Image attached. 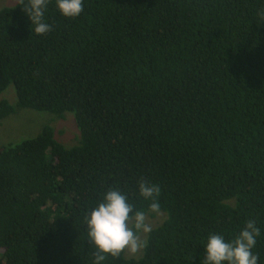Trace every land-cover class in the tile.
Instances as JSON below:
<instances>
[{
	"label": "trees",
	"instance_id": "1",
	"mask_svg": "<svg viewBox=\"0 0 264 264\" xmlns=\"http://www.w3.org/2000/svg\"><path fill=\"white\" fill-rule=\"evenodd\" d=\"M46 21L0 8V119L69 113L78 139L45 124L0 148V264H93L85 216L116 187L147 212L141 179L165 218L103 264H204L248 219L264 264V0H84L74 18L50 0Z\"/></svg>",
	"mask_w": 264,
	"mask_h": 264
},
{
	"label": "clouds",
	"instance_id": "2",
	"mask_svg": "<svg viewBox=\"0 0 264 264\" xmlns=\"http://www.w3.org/2000/svg\"><path fill=\"white\" fill-rule=\"evenodd\" d=\"M50 0H21V5L30 20L31 32L44 35L51 30L46 21ZM55 6L65 17H78L84 7V0H55ZM139 195L149 201L147 212L135 210L127 193L119 187L110 188L102 194L100 201L91 207L85 216L87 240L94 246L93 264H103L108 255L117 257L128 250L132 253L147 246V240L140 233H151L148 214L160 213V187L141 179L138 181ZM261 235L253 219L231 240L220 233L210 234L204 247V264H259V256L252 250Z\"/></svg>",
	"mask_w": 264,
	"mask_h": 264
},
{
	"label": "rangeland",
	"instance_id": "3",
	"mask_svg": "<svg viewBox=\"0 0 264 264\" xmlns=\"http://www.w3.org/2000/svg\"><path fill=\"white\" fill-rule=\"evenodd\" d=\"M16 0H0V8L5 5H11ZM1 98H6L12 104L15 103L16 96L13 85H9L1 95ZM49 124L53 127L55 137L61 142L70 145L74 144L78 139V130L69 113L64 116H58L46 111H38L32 108H20L14 113L0 119V148L14 144L24 138L36 135L43 125ZM165 218V214L160 212L157 214H148V222L152 227L158 225ZM147 233H140L141 239H145ZM141 250L132 253L126 250L127 257H137Z\"/></svg>",
	"mask_w": 264,
	"mask_h": 264
}]
</instances>
